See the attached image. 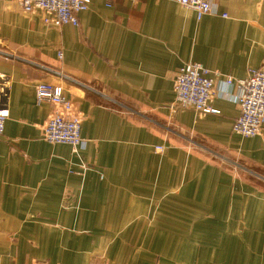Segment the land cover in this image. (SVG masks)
I'll use <instances>...</instances> for the list:
<instances>
[{
    "label": "crops",
    "instance_id": "obj_1",
    "mask_svg": "<svg viewBox=\"0 0 264 264\" xmlns=\"http://www.w3.org/2000/svg\"><path fill=\"white\" fill-rule=\"evenodd\" d=\"M213 4L198 19L174 0H92L52 27L0 0V264H264V124L234 132L236 83H217L216 113L174 107L187 62L235 79L264 66V0ZM41 82L81 116L77 148L43 138Z\"/></svg>",
    "mask_w": 264,
    "mask_h": 264
},
{
    "label": "built area",
    "instance_id": "obj_2",
    "mask_svg": "<svg viewBox=\"0 0 264 264\" xmlns=\"http://www.w3.org/2000/svg\"><path fill=\"white\" fill-rule=\"evenodd\" d=\"M27 13L39 11L43 22L52 27L66 24L79 26L78 14L90 8L92 0H15ZM193 9L197 18L215 12L213 0H174ZM114 0H106L112 6ZM227 16V14H223ZM62 56V52H59ZM237 84L240 114L233 130L243 137H254L261 133L264 124V66L252 68L249 75L235 79L232 75L207 68L200 62L183 64L174 79L176 95L175 108H192L200 114L216 113L212 106L215 96L229 98L231 93L217 89V83ZM11 86L9 76L0 72V135L10 114L7 93ZM37 101H50L54 109L43 125V138L50 143L70 144L74 148L83 142L82 119L76 112L73 102L67 97L62 83L41 82L36 86ZM164 152V145L155 146Z\"/></svg>",
    "mask_w": 264,
    "mask_h": 264
}]
</instances>
